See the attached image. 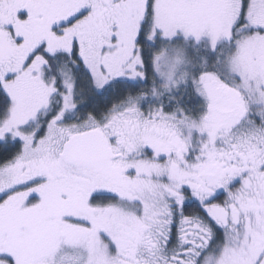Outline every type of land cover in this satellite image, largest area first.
Here are the masks:
<instances>
[{
  "label": "snow or ice",
  "instance_id": "obj_1",
  "mask_svg": "<svg viewBox=\"0 0 264 264\" xmlns=\"http://www.w3.org/2000/svg\"><path fill=\"white\" fill-rule=\"evenodd\" d=\"M0 264H264V0H0Z\"/></svg>",
  "mask_w": 264,
  "mask_h": 264
}]
</instances>
